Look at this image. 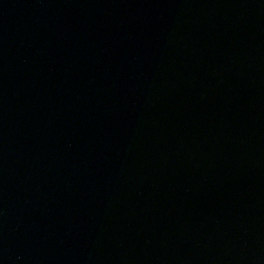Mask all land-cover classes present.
<instances>
[{
    "label": "water",
    "instance_id": "1",
    "mask_svg": "<svg viewBox=\"0 0 264 264\" xmlns=\"http://www.w3.org/2000/svg\"><path fill=\"white\" fill-rule=\"evenodd\" d=\"M0 264H264V0H0Z\"/></svg>",
    "mask_w": 264,
    "mask_h": 264
}]
</instances>
